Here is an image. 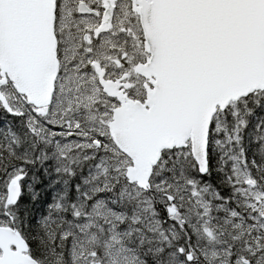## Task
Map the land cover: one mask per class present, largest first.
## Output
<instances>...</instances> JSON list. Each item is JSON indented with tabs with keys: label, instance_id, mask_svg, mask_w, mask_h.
Instances as JSON below:
<instances>
[{
	"label": "snow or ice",
	"instance_id": "6c2138e0",
	"mask_svg": "<svg viewBox=\"0 0 264 264\" xmlns=\"http://www.w3.org/2000/svg\"><path fill=\"white\" fill-rule=\"evenodd\" d=\"M0 264H264V0H0Z\"/></svg>",
	"mask_w": 264,
	"mask_h": 264
}]
</instances>
